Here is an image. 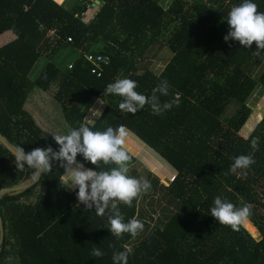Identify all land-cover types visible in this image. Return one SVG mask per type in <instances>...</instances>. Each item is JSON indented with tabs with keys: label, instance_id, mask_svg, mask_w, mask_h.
Here are the masks:
<instances>
[{
	"label": "trees",
	"instance_id": "trees-1",
	"mask_svg": "<svg viewBox=\"0 0 264 264\" xmlns=\"http://www.w3.org/2000/svg\"><path fill=\"white\" fill-rule=\"evenodd\" d=\"M62 1L0 0V34L14 33L0 45V132L26 152L48 145L58 151L51 133L24 108L35 86L48 91L55 85L53 97L72 129L85 123L104 131L123 124L165 159L174 174L163 187L173 208L164 216L182 229L163 232L164 224L157 222L146 231L149 222L140 217L144 230L137 237L111 235L108 212L98 216L94 208L77 207L78 189L61 184L65 173L54 161L39 183L0 192V264H113V252L126 246L133 249L127 264H264V113L247 136L240 133L252 111L248 100L264 89V50L257 53L255 42L244 48L223 39L228 12L242 0H169L165 6L161 0H99L95 12L93 7L83 12L92 0L70 8ZM252 2L264 12V0ZM60 48L79 54L60 67L53 59ZM87 51L110 55L100 76L89 72ZM41 57L43 67L32 76ZM154 59L163 60L159 71L150 67ZM118 78L136 81L135 90L144 95L166 79L169 95L161 101L180 94V104L162 115L148 105L135 114L122 113L121 97L105 94ZM95 99L106 103L89 122L84 110ZM251 138H258L255 150ZM127 150L131 165L136 156ZM11 153L0 140V189L33 180L32 169L16 170ZM248 154L255 163L247 175L230 172L234 158ZM77 160L95 168L79 154ZM216 196L236 207L250 203L248 221L260 237L252 238L242 225L233 231L219 224L210 213ZM138 202L119 204L125 222L137 218ZM94 248L104 255L91 257Z\"/></svg>",
	"mask_w": 264,
	"mask_h": 264
},
{
	"label": "clouds",
	"instance_id": "clouds-1",
	"mask_svg": "<svg viewBox=\"0 0 264 264\" xmlns=\"http://www.w3.org/2000/svg\"><path fill=\"white\" fill-rule=\"evenodd\" d=\"M227 23L229 31L223 37L224 41L227 42L231 38L244 48H251L255 42L257 53L264 50V12L258 11V5L252 0H242L241 3L233 5L228 12ZM137 87L134 80L118 78L106 86L105 94L121 97L118 108L122 113L135 114L148 105L154 115H162L180 104V94H175L170 101H161L160 97L169 95L170 85L166 79L153 87L151 95L138 93L135 90ZM128 135L129 132L123 124L115 129L109 126L104 131H93L87 124L81 123L77 128L70 129L67 134L52 133L55 143L59 146L58 151L48 145L26 152L17 145L11 155L15 157L16 170L32 169L33 181L38 183L42 174L52 171L53 162H59V167L65 173L64 179H60L61 184L78 189L77 207L83 204L85 209L94 208L98 216H104L108 212V229L111 235L120 238L127 233L135 238L144 230V223L135 217L125 222L119 204L132 207L135 199L151 190V182L144 177L137 178L129 174L133 157L125 147ZM250 144L255 150L258 138H251ZM78 154L84 161L95 165V168L85 167L84 163L77 160ZM254 163L251 154L238 155L230 166V172L240 170V174L246 176V170ZM101 164L113 166L102 169ZM213 205L210 208L211 215L219 224L229 226L233 231H239L240 226L252 216L253 206L250 203L236 207L216 196ZM132 251L133 249L127 246L123 251H114L113 264H127ZM103 255L99 248L91 251V257Z\"/></svg>",
	"mask_w": 264,
	"mask_h": 264
},
{
	"label": "rangeland",
	"instance_id": "rangeland-1",
	"mask_svg": "<svg viewBox=\"0 0 264 264\" xmlns=\"http://www.w3.org/2000/svg\"><path fill=\"white\" fill-rule=\"evenodd\" d=\"M80 1L83 2L84 0H63L62 3L65 5V7L70 8L75 5L76 2ZM191 1L192 0H188V3ZM168 2L169 0H161L159 3L165 6ZM90 3L85 5L83 12H85L87 8L93 7L90 5ZM225 4L226 2H224L223 5ZM97 8L98 6L93 7V12H95ZM81 16L86 22L90 20V17H84L82 14ZM9 32H11V34L7 33L4 36H0V45L13 38V32ZM49 32H52V30ZM78 54L79 51L76 49L60 48L54 53L53 59L58 65H60V67H65V65ZM43 63V57L36 61L35 67L32 71V76H35L41 70ZM162 64L163 60L154 59L150 67L153 71H159L162 67ZM262 64L264 67V59L263 63H261V68H263ZM254 75L256 76L257 73L255 72ZM54 91L55 85H52L48 91H43L35 86L31 90L28 100H26L27 105L24 107L29 113L31 112L36 114V117L40 120L39 124L41 127L51 133V135L52 133L56 135H64L67 134L72 128L63 117L60 105L53 97ZM105 103L106 102L104 100L95 99L84 110V119L88 121L92 119V117H96L100 113ZM248 104L252 107V111L247 119L246 124L240 131V133L244 136L248 135L252 127L257 123L264 113V89H262V91L261 89H257L248 100ZM229 110L231 111L232 109L229 108ZM127 130L129 135L125 147L131 150L136 156V161L129 165V174L137 178L144 177L151 182V190L139 198L137 218L139 219L142 217L149 222V227L146 231H149L150 228L158 222L164 224L163 232L166 231V228L170 227L171 231L176 229L175 234H177L180 232L182 227L175 226V219L170 218L167 220V218L164 216L165 213L167 214L173 211L172 205L168 202V198L166 196L167 194L163 189V187L167 185V182L164 180V178L167 177L170 180L171 176L174 174V170L171 169L172 167L165 161V159L160 157L154 150L149 148L140 138H138V136L133 134L128 128ZM64 177L65 174L61 178L64 179ZM177 223L181 225V223ZM242 227L250 233L252 238L258 239L260 237L254 225H252L249 221L243 223Z\"/></svg>",
	"mask_w": 264,
	"mask_h": 264
},
{
	"label": "built area",
	"instance_id": "built-area-1",
	"mask_svg": "<svg viewBox=\"0 0 264 264\" xmlns=\"http://www.w3.org/2000/svg\"><path fill=\"white\" fill-rule=\"evenodd\" d=\"M85 21V20H84ZM86 22V21H85ZM48 36L53 35L52 32L47 33ZM67 40H71L70 37L67 38ZM84 58L88 61L89 65V72L95 73L97 76H100L102 73V70L104 68V65H107L110 61V55L105 52L100 51H87L83 53ZM70 63L68 64V67H70ZM173 175L170 178V181L172 180Z\"/></svg>",
	"mask_w": 264,
	"mask_h": 264
},
{
	"label": "water",
	"instance_id": "water-1",
	"mask_svg": "<svg viewBox=\"0 0 264 264\" xmlns=\"http://www.w3.org/2000/svg\"><path fill=\"white\" fill-rule=\"evenodd\" d=\"M100 1L99 0H93L92 3H90V5L97 7L99 5ZM0 140L3 141L9 148L11 151H13L14 147L17 146V144H14L13 142H11L6 136H4L1 132H0ZM164 180L167 182V184L169 183V179L167 177L164 178ZM35 182L32 180L30 182H27L25 184H21V185H17V186H13V187H8V188H1L0 192L3 191H13V192H19L20 190L30 187L31 185H33ZM67 190L68 191H72V188L67 186ZM0 244L2 242L3 239V231H2V222H1V217H0Z\"/></svg>",
	"mask_w": 264,
	"mask_h": 264
},
{
	"label": "crops",
	"instance_id": "crops-1",
	"mask_svg": "<svg viewBox=\"0 0 264 264\" xmlns=\"http://www.w3.org/2000/svg\"><path fill=\"white\" fill-rule=\"evenodd\" d=\"M58 3H62V2H58ZM12 32H13V31H12ZM7 33H8V34H11V32L6 31V32L0 34V36H2V35L4 36V35L7 34ZM13 34H14V33H13ZM30 92H31V91H30ZM29 94H30V93H29ZM29 94H28V97L30 96ZM28 97H27L26 100H28ZM25 105H27V101L24 102V106H25ZM103 107H104V106H103ZM103 107H102V108H103ZM24 108H25V107H24ZM25 109H26V108H25ZM101 110H102V109H101ZM27 111H28V110H27ZM100 112H101V111H100ZM30 114L33 116V118H34V120L36 121V123H37L39 126H41V125L39 124V121H40V120H39V118L36 117V114L31 113V112H30ZM98 115H99V114H98ZM98 115H97V116H98ZM89 116H90V115H89ZM89 116H88V117H89ZM97 116H96V117H97ZM96 117H92V119H90V120H88V121H89V122H92V121H94V120L96 119ZM93 118H94V119H93ZM171 169H172V168H171ZM61 179H62V178H61ZM66 187H67V186H66ZM72 190H73V189H72Z\"/></svg>",
	"mask_w": 264,
	"mask_h": 264
},
{
	"label": "bare ground",
	"instance_id": "bare-ground-1",
	"mask_svg": "<svg viewBox=\"0 0 264 264\" xmlns=\"http://www.w3.org/2000/svg\"><path fill=\"white\" fill-rule=\"evenodd\" d=\"M94 7V6H93Z\"/></svg>",
	"mask_w": 264,
	"mask_h": 264
}]
</instances>
